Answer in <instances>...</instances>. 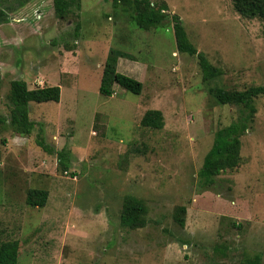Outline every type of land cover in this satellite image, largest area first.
<instances>
[{"label":"rangeland","instance_id":"obj_1","mask_svg":"<svg viewBox=\"0 0 264 264\" xmlns=\"http://www.w3.org/2000/svg\"><path fill=\"white\" fill-rule=\"evenodd\" d=\"M18 1L0 0V115L9 116L12 79L59 86L60 98L28 103L27 136L0 123V242H18L17 264H238L253 256L264 264V98L241 136L239 165L202 190L197 171L237 108L208 94L197 57L176 48L170 17L144 30L111 0H80L66 19L52 0ZM152 1H164L221 69L214 84L264 85L263 20L243 17L230 0ZM110 50L130 54L116 70L139 80L140 94L117 85L110 97L99 94ZM149 109L161 112V128L140 124ZM32 188L47 190L43 207L26 203ZM126 195L146 206L143 227L120 225ZM179 205L183 226L173 217Z\"/></svg>","mask_w":264,"mask_h":264},{"label":"trees","instance_id":"obj_2","mask_svg":"<svg viewBox=\"0 0 264 264\" xmlns=\"http://www.w3.org/2000/svg\"><path fill=\"white\" fill-rule=\"evenodd\" d=\"M27 0H19L22 5ZM233 9L246 18H259L264 21V0H230ZM54 15L59 19L76 17L73 8L80 9V0H52ZM113 8L124 6L131 9L133 23L144 30L161 27L170 17L176 48L179 52L195 55L202 74V82L207 84V92L217 104L231 105L237 108L236 117L225 127L215 130L209 150L203 157L202 164L197 171L198 184L202 190H209L215 183V178L225 172L235 169L240 163L241 136L253 123L256 107L255 99L264 98V85L249 86L247 88L227 89L214 84L220 77V68L212 65L203 52L196 50L189 41L186 31L178 15L168 13V6L164 1L152 0H111ZM2 12H0V20ZM79 22L75 25V32H79ZM130 57L129 53L120 50H110L103 65L98 91L107 98L113 94L114 85L132 93L140 94L142 83L116 70L118 58ZM1 84V79H0ZM1 86V85H0ZM60 98L59 86H42L28 88L23 79H12L9 83L7 99L9 101V116L0 115V123L8 124L17 134L27 136L33 129V122L29 119L28 103L58 102ZM140 124L144 127L159 129L163 126V117L159 110L149 109L143 114ZM37 144L45 151L51 152L44 141L37 140ZM48 146V145H47ZM60 161L65 156L59 153ZM47 199V190L29 189L26 203L32 207H43ZM186 207L179 205L174 213V221L180 226L184 224ZM146 206L132 195L123 198L119 221L120 225L130 229L143 227L146 222ZM19 244L14 240L0 242V264H17ZM238 264H261L258 256L247 258Z\"/></svg>","mask_w":264,"mask_h":264}]
</instances>
